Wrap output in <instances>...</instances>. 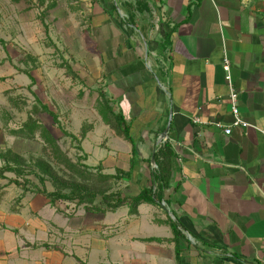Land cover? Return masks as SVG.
<instances>
[{
	"label": "crops",
	"instance_id": "1",
	"mask_svg": "<svg viewBox=\"0 0 264 264\" xmlns=\"http://www.w3.org/2000/svg\"><path fill=\"white\" fill-rule=\"evenodd\" d=\"M63 2L81 36L79 54H87L95 70L96 88L123 113L137 141V159L120 138L125 143L97 144L104 152L91 163L113 174L131 160L120 191L135 195L149 183L146 160L164 137L173 151L167 202H161L164 209L139 204L132 214L126 205L104 213L78 206L71 213L35 190V176H27L24 190L5 172L0 264H264V0ZM224 57L248 123L231 127L229 135L192 122L198 117L231 126ZM93 112L98 128L111 131ZM167 217L180 232L177 257L170 241H144L172 238L171 229L155 221Z\"/></svg>",
	"mask_w": 264,
	"mask_h": 264
},
{
	"label": "rangeland",
	"instance_id": "2",
	"mask_svg": "<svg viewBox=\"0 0 264 264\" xmlns=\"http://www.w3.org/2000/svg\"><path fill=\"white\" fill-rule=\"evenodd\" d=\"M53 1H56V6L46 10L44 6H38L36 0H0V149L12 148L27 161L41 157L49 162L56 175L72 180L70 174L42 150L38 138H12L5 132V129L17 127L26 119L27 109L34 101L33 94L57 114L62 128L69 133L77 135L83 123H97L98 117L92 110L98 85L95 70L88 55L79 54L82 50L81 36L73 31V22L66 18L64 0ZM86 40L89 43L93 39L86 37ZM26 55L36 58L35 68ZM63 62L71 66L79 79L72 80L65 75L64 69L58 67ZM8 97L14 99L17 108L9 103ZM37 117L72 161H76L79 154L85 155L80 165H95L91 162L104 152L97 144L105 147L107 143L112 146L125 143L107 127L104 126L107 133L101 131L99 122L82 141L84 149L90 152L87 159V154L77 149L81 142L63 135L46 114L40 113ZM102 169L104 167L101 166ZM89 170L95 171L93 168ZM29 177L34 178L31 174ZM93 181L86 182V185L100 186ZM122 184L123 181L118 180L112 182L110 188L119 190L124 187ZM44 185L48 190L53 189L50 181H45ZM56 203L67 207L68 212L78 207L74 202L64 200Z\"/></svg>",
	"mask_w": 264,
	"mask_h": 264
},
{
	"label": "trees",
	"instance_id": "3",
	"mask_svg": "<svg viewBox=\"0 0 264 264\" xmlns=\"http://www.w3.org/2000/svg\"><path fill=\"white\" fill-rule=\"evenodd\" d=\"M45 1L46 0H36L38 6L44 5ZM53 6L54 2H50V4L46 5L45 9H50ZM167 42L168 36L166 35L163 41L164 46ZM26 58L32 62L34 66L32 67L35 68V63H37L36 58L30 55H26ZM58 67L63 68L65 75L72 80L79 79L77 73L68 63H59ZM80 81L81 80H79V82ZM95 92L96 97L92 103L93 110L98 114L101 122L108 126L115 136H118L130 144L131 156L137 159V141L133 138L130 125L123 113H121L119 109H113L112 101L107 97L101 87L96 88ZM33 96L34 101L27 109L26 119L17 127L5 129V132H7L8 135L26 140L38 138L41 142L42 150L49 154L58 165L62 166L73 179L67 180L56 175L49 162L41 157L27 161L23 156L12 151L10 148L0 150V159L2 161L0 165V178H7L4 173L10 172L13 178H8V181L14 184H20L21 187L26 190L25 186L29 184L27 176L31 174L37 178L38 185L40 186H36L35 190L42 193L48 199L50 205H54L57 201L64 200L82 206L87 212L104 213L106 211H114L120 208V206L126 205L128 206V212L132 214L136 212L137 206L142 203H150L161 209L165 208L161 205V202H167L163 198V192L169 186L171 177V158L173 156L171 145L167 140L160 142V144L154 148L152 157L155 167L150 168L151 178L149 183L140 187L135 195H122L120 189L112 191L110 185L112 182H118V180L131 176L134 167L132 161L130 160L126 170L115 168L113 174L102 173L100 164L94 166L80 165L81 163L79 162L84 159L85 155L79 154L77 155V160L72 161L70 157L62 151L51 131L38 119V114H46L52 119L53 123L59 128L63 135L68 136L71 140L79 142H81L86 133L91 130L92 123H83L77 135L69 133L62 128L57 114L51 111L46 104L42 103L35 94H33ZM8 101L13 107L17 108L13 98L8 97ZM77 149L82 150L80 145ZM148 160L149 158H147L146 162H148ZM89 167L95 169V171L91 172ZM18 178L22 179V183L18 181ZM76 179L82 181H77ZM45 181H50L53 186L52 191L47 192L45 190ZM89 181L97 182L100 186L93 185L88 187L86 182ZM155 221L167 225L168 228L171 229L172 238L162 240L160 238L151 237L149 239H144V241H170L174 245V256L177 257L178 249L176 239L179 237L180 232L176 223L171 220L170 217H167L166 220Z\"/></svg>",
	"mask_w": 264,
	"mask_h": 264
},
{
	"label": "built area",
	"instance_id": "4",
	"mask_svg": "<svg viewBox=\"0 0 264 264\" xmlns=\"http://www.w3.org/2000/svg\"><path fill=\"white\" fill-rule=\"evenodd\" d=\"M222 69L224 71V76L223 78L225 79L227 85H228V94H227V101H228V105L230 107V111H231V116H232V122H231V126H223L221 124V122L219 121H210V120H201L198 117H193L192 118V122L198 125H210L212 127L215 128H221L222 129V133L224 135H229L231 132V127H247L248 123H246L239 114V108L237 107V98H238V92L237 90L234 88V86L232 85L231 82V77L229 75V61L226 57L223 58L222 60ZM261 134L264 135V127L263 129L260 130ZM165 138H162V141H164ZM151 167L154 168L155 165L154 163L151 164ZM163 204V202H162Z\"/></svg>",
	"mask_w": 264,
	"mask_h": 264
},
{
	"label": "water",
	"instance_id": "5",
	"mask_svg": "<svg viewBox=\"0 0 264 264\" xmlns=\"http://www.w3.org/2000/svg\"><path fill=\"white\" fill-rule=\"evenodd\" d=\"M163 136H164V133L161 134L160 137L158 138V143L161 141V138H162ZM153 152H154V150L152 151V153H151V155H150V157H149V162H150V164H153V157H152ZM165 210H166V209H165ZM166 212L168 213L169 216L171 215L170 212H169L168 210H166Z\"/></svg>",
	"mask_w": 264,
	"mask_h": 264
}]
</instances>
